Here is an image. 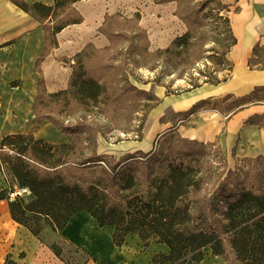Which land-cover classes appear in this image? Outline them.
<instances>
[{
  "label": "trees",
  "instance_id": "trees-1",
  "mask_svg": "<svg viewBox=\"0 0 264 264\" xmlns=\"http://www.w3.org/2000/svg\"><path fill=\"white\" fill-rule=\"evenodd\" d=\"M11 1L42 24L46 43L42 55L57 46V32L83 20L74 6L80 0H53L52 5ZM169 1H176L179 7L180 0H157L158 3ZM182 1L188 11L176 14L186 23V31L164 49L157 48L151 53L181 57L173 62L189 64L187 68L199 60L212 58L225 73L221 78L209 74L202 83L225 81L233 69L227 53L236 43L230 20L223 13L227 6L220 0H201L194 4L192 0ZM201 12V17H198ZM56 13L59 16L66 14V19L53 25L51 18ZM211 14L219 20L214 27L222 35H218V47L204 49L202 41L205 37L199 36L197 40L195 28L190 27L189 20L192 18L199 23ZM194 47H197V56L193 55ZM207 50L212 53L201 55ZM40 61L38 58L35 62L38 71ZM263 62L264 48L256 45L248 65L250 68H264V64L260 65ZM72 67L64 89L47 92L42 77L38 79L32 107L36 124L27 133L7 134L0 140V149L10 173L18 185L27 186L31 192L28 199L15 197L9 201L12 219L39 236L41 226H33L30 220L35 223L43 220L53 231H61L74 214L84 211L99 226L112 229L111 239L116 246H120L127 235H136L144 246L150 242L167 246L166 253L153 256V264H200L207 249L212 255H224L229 251L233 264H264V168L240 172L238 169H222L212 177L202 170L194 153L187 149L188 143L196 144L198 141L180 137L179 147L174 149L168 144V132L162 134L166 139L157 147L134 151L118 161L109 160V155L97 153L96 133L83 118L63 122L55 117L59 113L54 110L40 113V105H58L67 98L73 99L75 94L82 98L96 97L98 83L93 79H82L75 63ZM10 84L16 86L19 83ZM197 86L199 84L192 79L191 88ZM128 87L136 89L135 85ZM262 89L264 85L237 98L241 104L263 102L264 99H253ZM139 91L148 93L145 89ZM148 94L154 100L153 107L159 102V97ZM207 100H200L192 108ZM44 119L64 133L68 140L56 143L35 138L33 131ZM255 121V117H250L246 123ZM78 141L81 148L77 146ZM259 157L261 155L256 158ZM49 247L56 256L60 254L55 243Z\"/></svg>",
  "mask_w": 264,
  "mask_h": 264
},
{
  "label": "rangeland",
  "instance_id": "rangeland-1",
  "mask_svg": "<svg viewBox=\"0 0 264 264\" xmlns=\"http://www.w3.org/2000/svg\"><path fill=\"white\" fill-rule=\"evenodd\" d=\"M88 1L81 0L75 6L77 12L82 15L83 21L73 26V36L69 42L72 44L74 39H77L75 40L77 44L85 43L83 48L76 56L74 55L77 52L61 56L58 60L68 67V79L75 63L77 69H80L82 79L96 81L99 85L95 87L97 95L95 98H82L75 94L73 99L67 98L58 102V105L55 103L40 105V113L54 110L59 113L55 117L63 122H74L83 118L94 128L97 140L102 139L108 145L124 140L140 139L145 119L154 101L148 93L157 97L165 93L181 94L191 89L192 79L200 85L203 80L209 78V74L221 78L225 73L212 58H204L187 68L189 64L173 62L179 61L181 57L173 58L167 57L164 53L156 55L151 53L157 48L164 49L175 37L186 31V23L176 14L178 12L185 14L188 11L182 0L178 1L180 3L178 8L176 1L162 3H158L157 0ZM192 1L193 4L201 2V0ZM203 12L198 17H201ZM105 15L108 17L101 28ZM52 16L53 25L66 19V14L59 16L56 13ZM189 23L190 27L195 28L197 40L200 39L199 36L205 37L202 41L205 43L204 49L218 47L219 31L214 26L219 20L214 15H207L199 23L190 18ZM219 26L221 25L219 24L218 28ZM49 27L48 32H50ZM102 31L110 34L112 38L109 39ZM99 39H104V44L99 42ZM98 44L102 45L98 46ZM193 51V55L197 56V47H194ZM211 53L207 50L201 55L207 56ZM259 53L262 56L260 50ZM263 64L264 62L260 65ZM68 79L66 86L61 89L67 87ZM129 85H135L136 89L129 88ZM89 88L92 90L91 87ZM141 89H145L148 93L140 92ZM258 98L264 99V89L253 97V99ZM241 103L238 98L221 96L215 100L208 99L193 110L196 111L204 104L205 107L216 106L222 112H227ZM178 117L173 122L174 128L168 131L167 136L168 144L174 149L179 147L180 137L187 138L175 130L177 123L186 119V112ZM11 126L15 125L11 124ZM165 139L163 136L156 137L153 147L159 146ZM77 143L78 148H81V142ZM201 143L199 141L196 144L188 143L187 149L194 153L198 159L197 164L202 170H206L212 177L219 174L222 169H238L240 172L264 168V155L259 158L254 157L256 159L252 158L253 160L239 159L226 156L215 142ZM110 151L106 153L111 157L109 160L116 161L134 152L118 153L113 149ZM97 153L101 154L98 151ZM4 159L3 151L0 149V165L8 168ZM14 184L17 185L16 180L7 179L0 190V197L8 199V193L13 190ZM30 222L35 227L41 226L39 237L44 245L55 243L60 249L58 256L54 254L58 264H153L154 255L166 253L168 250L167 246L155 242L144 246L136 235H127L124 242L116 246L111 239L112 229L99 226L84 211L74 214L61 231H53L43 220H37L36 223L30 220ZM233 261L229 251L224 255H212L207 249L200 264H233Z\"/></svg>",
  "mask_w": 264,
  "mask_h": 264
},
{
  "label": "crops",
  "instance_id": "crops-1",
  "mask_svg": "<svg viewBox=\"0 0 264 264\" xmlns=\"http://www.w3.org/2000/svg\"><path fill=\"white\" fill-rule=\"evenodd\" d=\"M26 1L53 4V0ZM220 1L227 6L224 13L236 38V43L227 53L233 69L226 80L217 84L202 83L181 94H161L159 102L148 112L140 139L124 140L111 144V147L98 138V152L106 154L111 149L118 153L148 151L153 148L155 138L174 128L175 119L186 112V119L177 123L175 129L181 136L204 143L215 142L226 156L239 159L264 155V101L241 104L227 112L219 111L216 106L205 107L204 104L196 111L192 108L203 99L215 100L226 95L237 98L264 85V68H250L248 65L254 46L264 48V0ZM76 24L67 25L57 32V46L42 55L46 45L42 24L11 0H0V140L7 134L27 133L36 124L32 107L40 77L47 92L66 86L68 67L58 58L83 48L85 43L77 44V39L69 43ZM99 40L104 44V39ZM38 58H41L39 71L35 69ZM11 82L19 84L11 86ZM197 88H203L209 94L190 103H179L183 94ZM250 117H255L257 121L246 123ZM33 136L56 143L68 140L46 119L33 131ZM9 175L10 180L15 181L14 176ZM6 180L0 173V190ZM0 264H58L49 245H44L39 236L12 219L6 197H0Z\"/></svg>",
  "mask_w": 264,
  "mask_h": 264
},
{
  "label": "built area",
  "instance_id": "built-area-1",
  "mask_svg": "<svg viewBox=\"0 0 264 264\" xmlns=\"http://www.w3.org/2000/svg\"><path fill=\"white\" fill-rule=\"evenodd\" d=\"M8 168H6L5 166L3 165H0V173L2 175V177H4L5 179H9V169L7 170ZM31 195V192L29 190V188L27 186H20L18 185H15L14 184V187H13V190H11L9 193H8V200H13L15 199V197H26V196H30Z\"/></svg>",
  "mask_w": 264,
  "mask_h": 264
},
{
  "label": "bare ground",
  "instance_id": "bare-ground-1",
  "mask_svg": "<svg viewBox=\"0 0 264 264\" xmlns=\"http://www.w3.org/2000/svg\"><path fill=\"white\" fill-rule=\"evenodd\" d=\"M208 94H209V92L206 91L205 89L197 88L191 92H188L187 94H183L181 96V98H179L178 101H180L179 103L186 104V103H190L191 101H194L195 99H198L199 97L206 96ZM108 228H110V227H108Z\"/></svg>",
  "mask_w": 264,
  "mask_h": 264
}]
</instances>
